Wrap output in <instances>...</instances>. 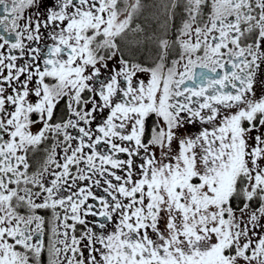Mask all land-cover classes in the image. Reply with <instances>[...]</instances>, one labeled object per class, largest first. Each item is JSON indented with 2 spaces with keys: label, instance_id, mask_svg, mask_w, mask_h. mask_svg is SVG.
Here are the masks:
<instances>
[{
  "label": "snow or ice",
  "instance_id": "6c2138e0",
  "mask_svg": "<svg viewBox=\"0 0 264 264\" xmlns=\"http://www.w3.org/2000/svg\"><path fill=\"white\" fill-rule=\"evenodd\" d=\"M0 264H264V0H0Z\"/></svg>",
  "mask_w": 264,
  "mask_h": 264
}]
</instances>
